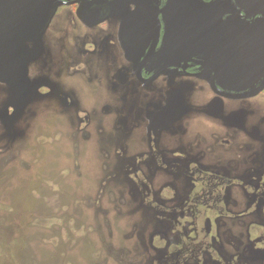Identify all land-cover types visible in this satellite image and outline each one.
<instances>
[{"label": "rangeland", "instance_id": "obj_1", "mask_svg": "<svg viewBox=\"0 0 264 264\" xmlns=\"http://www.w3.org/2000/svg\"><path fill=\"white\" fill-rule=\"evenodd\" d=\"M63 33L24 88L0 66V264H264V94L146 88Z\"/></svg>", "mask_w": 264, "mask_h": 264}, {"label": "flooded vegetation", "instance_id": "obj_2", "mask_svg": "<svg viewBox=\"0 0 264 264\" xmlns=\"http://www.w3.org/2000/svg\"><path fill=\"white\" fill-rule=\"evenodd\" d=\"M62 32L69 44L89 32L111 39L119 74L146 88L188 80L228 100L212 83L225 93L260 90L239 100L264 94V0H0V66L54 54Z\"/></svg>", "mask_w": 264, "mask_h": 264}, {"label": "water", "instance_id": "obj_3", "mask_svg": "<svg viewBox=\"0 0 264 264\" xmlns=\"http://www.w3.org/2000/svg\"><path fill=\"white\" fill-rule=\"evenodd\" d=\"M11 47V45H9ZM27 64H28V60H22V59H14V62H13V66H12V70H11V73H10V78H6L5 80H7L9 83H11L12 85L14 86H19L21 88H24L25 87V75H26V70H27ZM5 73V72H3ZM6 74V73H5ZM3 76L0 75L1 78H3ZM212 89L213 91L222 96V97H225V98H229V99H244V98H250V97H253L255 95H257L259 91L257 92H254L253 94H250V95H244V94H232V93H225V92H222L220 91L215 85L214 83H212Z\"/></svg>", "mask_w": 264, "mask_h": 264}]
</instances>
